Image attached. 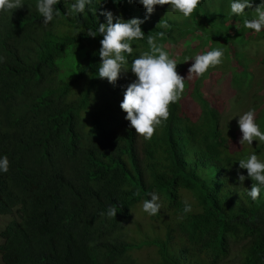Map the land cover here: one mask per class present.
Returning <instances> with one entry per match:
<instances>
[{
    "label": "trees",
    "instance_id": "16d2710c",
    "mask_svg": "<svg viewBox=\"0 0 264 264\" xmlns=\"http://www.w3.org/2000/svg\"><path fill=\"white\" fill-rule=\"evenodd\" d=\"M21 2L0 11V157L9 160L0 171V213L16 205L21 212L0 231L2 264H264V185L253 200L256 182L239 168L253 153L264 161V142L240 145L235 123L224 126L206 79L215 81L213 68L186 80L184 93L199 104L195 122L171 104L170 118L146 141L120 108L135 80L131 61L149 51V35L163 31L157 43L182 58L177 71L184 77L196 51L225 48L227 62L216 67L225 71L214 85L228 79L237 92L229 111L254 109L264 132V85L251 83L246 52L264 30L244 26L256 14L243 13L232 28L224 13L211 24L217 15L206 0L179 21L156 11L145 20L137 0H91L84 13L72 11L76 0H59V15L44 24L39 0ZM105 10L145 21V36L131 42L129 69L115 85L98 77ZM165 21L169 28L157 25ZM237 56L244 59L228 61ZM150 193L159 196L156 215L143 211ZM185 201L191 212L183 211ZM110 206L115 217L107 215Z\"/></svg>",
    "mask_w": 264,
    "mask_h": 264
},
{
    "label": "clouds",
    "instance_id": "9594fccd",
    "mask_svg": "<svg viewBox=\"0 0 264 264\" xmlns=\"http://www.w3.org/2000/svg\"><path fill=\"white\" fill-rule=\"evenodd\" d=\"M213 1L206 0L204 6L207 9H211L214 5ZM58 2L59 0H39L37 9L43 17L44 24H48L54 19V16L59 15V10L55 7ZM137 2L146 10L145 20L156 11L159 16L166 15L168 18L179 21L182 19V14L186 18L191 16L201 3V0H137ZM89 3H91V0H76L72 5V11L84 13L86 5ZM166 5H170L172 9ZM23 6L21 0H0V11L14 10ZM156 6L164 7V9H157ZM230 7L233 14L242 15L246 9L253 8V4L251 0H233ZM254 9L256 17L251 20H245L244 26L259 33L264 30V3L257 5ZM101 15L105 16L106 23H99L98 27L99 35L103 37L100 40L98 51L101 60L98 68V77L106 79L110 84L115 85L121 74L126 73L129 69L126 67L129 63L126 56H130L133 53L131 42L143 39L145 36L141 28L145 21L139 18L124 20L120 16L114 17L109 10L102 11ZM114 20L115 22H113ZM157 25L164 29L170 27L166 21ZM88 36L95 38L97 32L89 31ZM164 36L165 33L161 31L156 33L155 36L149 35L147 37L149 51L141 53L131 61L130 69L135 75V80L129 83L127 87L124 83H121L126 87V90L123 93L120 108L126 113L125 119L129 121L130 127L146 141L151 140L156 128L170 118L171 104L178 103L182 108V111H180L182 115L186 118L189 117L190 121L195 122L194 120L198 117L199 104L195 98L184 93L186 80L192 79L194 76H202L210 67L220 65L223 59V51L219 48L198 54L194 57L193 63L187 70V77L181 76L177 71V65L182 58H177V60L171 58L170 53L164 49V46L157 43V39H162ZM3 59V57H0V61ZM223 74V72L220 76L213 74V79H215L213 83L216 82L218 77H222ZM227 82L229 83V81ZM182 96L191 99L197 105L194 107V111H185L180 101ZM228 115L235 116L233 117L234 119H227L224 126L227 127L229 124L234 125L235 123V133L240 135V145L245 142L252 145V142L257 139L260 142H264V132L260 130L259 125L256 123L254 109H249L244 114L241 112H228ZM8 168L9 160L7 156L0 157V171L7 172ZM239 168L246 169L247 177L256 182L252 183L248 195L253 200L258 199L261 191L260 185H264V161L253 153L247 159L239 161ZM237 175L238 180L243 183L246 177L239 173ZM149 195L151 198L143 202V211L150 215H156L161 208L159 196L156 193H150ZM183 211L185 213L192 211L191 205L187 201L184 202ZM116 214V207L110 206L107 215L115 217ZM20 217L21 212L18 205L10 207L6 213H0V218L4 219L2 225H0V231L8 223L19 222ZM142 257L145 259L143 261L148 260L143 253L139 256L140 260H142ZM0 264H2L1 259Z\"/></svg>",
    "mask_w": 264,
    "mask_h": 264
},
{
    "label": "rangeland",
    "instance_id": "374dc122",
    "mask_svg": "<svg viewBox=\"0 0 264 264\" xmlns=\"http://www.w3.org/2000/svg\"><path fill=\"white\" fill-rule=\"evenodd\" d=\"M232 2H233V0H214L212 2L213 4H217V5L222 4V7L223 6H226V7L224 9L225 11L222 8L215 7L214 5L211 7V9H208V11H210V13H214L215 15H217V17L212 18L211 24H214V23L220 21L223 17L218 16V14L221 15L222 13H224V16L227 15L230 22L234 21L236 23L234 26H232V24L230 23L232 28H235L236 26L239 25L238 21L242 19V15H235L231 12L230 5ZM251 2L253 4V8H248L245 10V12L251 11L250 14L254 15V14H256L254 8L257 5L264 3V0H251ZM166 6L170 7V9H172V7L170 5H166ZM220 10H223V11H220ZM256 41H258L256 44H253V43H248V45L246 44L247 45L246 46V52H247L248 58L251 59L250 65L248 67V70L251 71V73H252L251 83H257L256 85L261 86V83L264 85V37H259ZM233 44L239 46L237 39H233ZM222 50H225V48H222ZM197 54H199V53L196 51V53L193 55L196 56ZM243 59H244V56H237L236 58H234V59L231 58L228 61L232 62L233 60L239 61V60H243ZM226 62H227V57H224V55H223L222 63L216 67H219L223 63H226ZM216 67H212L213 68V74H217L220 76L222 74V72L225 70H222V69L219 70ZM214 68H216V69H214ZM206 79L208 81V83L206 81L208 86L213 85L212 90L215 92V94L217 96L216 107L220 108V112L223 114V117L225 119L233 118L235 115L234 116L228 115V112H230L229 108H232L235 105L234 102L236 99L235 97H236L237 92L236 91L234 92V89H232L231 91L228 89V82H227L228 79H226V78H222L221 80H219L218 81L219 85H218V83H216L214 85V83H211L210 79H208V78H206ZM231 87H234V85L232 83H231ZM225 89H227L228 93H224ZM229 93H232V94H229ZM262 100L264 101V96H263ZM180 101H181V105L183 106L185 111H188V112L194 111V107L197 106L191 99L184 98L183 96L180 99ZM3 221H4V219L0 218V225H2ZM142 260H145L144 257H142Z\"/></svg>",
    "mask_w": 264,
    "mask_h": 264
}]
</instances>
